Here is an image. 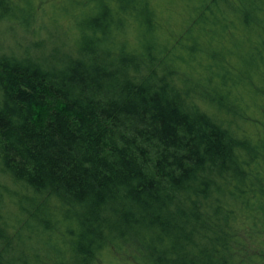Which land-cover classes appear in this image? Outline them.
<instances>
[{
	"label": "trees",
	"instance_id": "1",
	"mask_svg": "<svg viewBox=\"0 0 264 264\" xmlns=\"http://www.w3.org/2000/svg\"><path fill=\"white\" fill-rule=\"evenodd\" d=\"M47 3L0 0V264H264V0Z\"/></svg>",
	"mask_w": 264,
	"mask_h": 264
},
{
	"label": "rangeland",
	"instance_id": "2",
	"mask_svg": "<svg viewBox=\"0 0 264 264\" xmlns=\"http://www.w3.org/2000/svg\"><path fill=\"white\" fill-rule=\"evenodd\" d=\"M55 1V0H54ZM53 0H46V2H48L47 4H46V6L48 7L51 3H53L54 2ZM166 7H162L161 9H160V11H161V14H162V16L163 17H169L170 18V20L169 21H167L169 24H171V26H173V27H178V25H179V23H180V19H181V17H179V13H180V11H181V7H180V4H178V3H173V4H171V5H169V7L168 8H166ZM113 259H115L114 261H119V262H121V263H123V261L122 260H125V259H123V258H120V257H118V256H115V257H113ZM126 262L125 263H127V260H125ZM129 261V260H128Z\"/></svg>",
	"mask_w": 264,
	"mask_h": 264
}]
</instances>
